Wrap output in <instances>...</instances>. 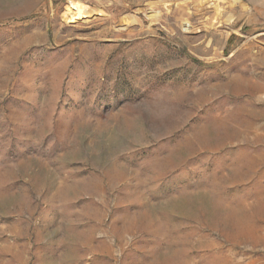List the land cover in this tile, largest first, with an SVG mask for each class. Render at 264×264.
<instances>
[{
  "label": "rangeland",
  "instance_id": "374dc122",
  "mask_svg": "<svg viewBox=\"0 0 264 264\" xmlns=\"http://www.w3.org/2000/svg\"><path fill=\"white\" fill-rule=\"evenodd\" d=\"M83 1L0 0V264H264V0Z\"/></svg>",
  "mask_w": 264,
  "mask_h": 264
},
{
  "label": "bare ground",
  "instance_id": "6f19581e",
  "mask_svg": "<svg viewBox=\"0 0 264 264\" xmlns=\"http://www.w3.org/2000/svg\"><path fill=\"white\" fill-rule=\"evenodd\" d=\"M205 1H207V0H205ZM91 11L92 10H90L88 8V6L84 3L83 0H67V3L64 6V9L62 12V17L64 18V20H66L68 22H76V21H80L84 17H87V18L90 17ZM99 11H101V10H99ZM152 17L156 19L157 14L156 13L153 14ZM130 18H131L130 16H123L121 18L120 24L122 25V27H127L129 25V23H130L129 19ZM153 18H152V20H153ZM131 20H134V19H131Z\"/></svg>",
  "mask_w": 264,
  "mask_h": 264
}]
</instances>
